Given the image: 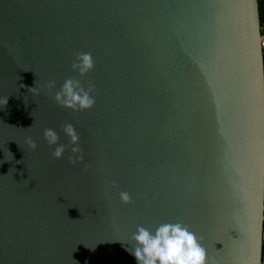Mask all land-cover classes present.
<instances>
[{"label":"water","instance_id":"obj_1","mask_svg":"<svg viewBox=\"0 0 264 264\" xmlns=\"http://www.w3.org/2000/svg\"><path fill=\"white\" fill-rule=\"evenodd\" d=\"M260 36L258 0H0V264H138L129 237L163 222L203 237L210 264H261ZM69 77L95 85L91 109L55 102Z\"/></svg>","mask_w":264,"mask_h":264},{"label":"clouds","instance_id":"obj_2","mask_svg":"<svg viewBox=\"0 0 264 264\" xmlns=\"http://www.w3.org/2000/svg\"><path fill=\"white\" fill-rule=\"evenodd\" d=\"M95 67L91 52H81L76 55L72 69L79 73V76H86ZM56 81L51 80L47 84L50 90L55 87ZM95 90V85L89 83L85 88L81 81L75 77L67 78L61 89L55 93L54 100L61 106L73 111H84L91 109L95 104V98L91 93ZM29 91L39 93L36 87ZM0 104H7V97L0 99ZM63 131L69 137L71 153L68 157L69 163L76 165L83 162L84 156L80 147V135L75 126L71 123L62 125ZM44 139L54 150L51 155L54 159H61L66 151V145L59 143V134L52 128L44 129ZM26 143L32 150L37 148L36 142L31 136L26 138ZM85 172L88 166L85 165ZM111 186L117 188L118 185L113 180ZM147 197H145L146 199ZM119 199L124 204L133 203L131 194L128 191H120ZM129 240L133 242L128 251L134 255L138 264H210L206 249L202 246L203 237L191 231L190 226L182 222H163L150 230L142 225L136 226V231L131 234ZM214 264V262H213Z\"/></svg>","mask_w":264,"mask_h":264},{"label":"built area","instance_id":"obj_3","mask_svg":"<svg viewBox=\"0 0 264 264\" xmlns=\"http://www.w3.org/2000/svg\"><path fill=\"white\" fill-rule=\"evenodd\" d=\"M260 30H261L260 47H261L263 61H264V18L262 20L260 19ZM263 211H264V208H263ZM263 223H264V215H263ZM262 240H263V256H262L261 264H264V227H263Z\"/></svg>","mask_w":264,"mask_h":264},{"label":"trees","instance_id":"obj_4","mask_svg":"<svg viewBox=\"0 0 264 264\" xmlns=\"http://www.w3.org/2000/svg\"><path fill=\"white\" fill-rule=\"evenodd\" d=\"M259 4V16L260 19L262 20L264 18V0H258Z\"/></svg>","mask_w":264,"mask_h":264}]
</instances>
